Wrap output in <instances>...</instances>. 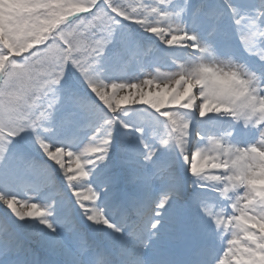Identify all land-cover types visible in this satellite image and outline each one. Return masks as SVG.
<instances>
[{"label": "snow or ice", "instance_id": "6c2138e0", "mask_svg": "<svg viewBox=\"0 0 264 264\" xmlns=\"http://www.w3.org/2000/svg\"><path fill=\"white\" fill-rule=\"evenodd\" d=\"M0 264H264V0H0Z\"/></svg>", "mask_w": 264, "mask_h": 264}, {"label": "rangeland", "instance_id": "374dc122", "mask_svg": "<svg viewBox=\"0 0 264 264\" xmlns=\"http://www.w3.org/2000/svg\"><path fill=\"white\" fill-rule=\"evenodd\" d=\"M145 90L147 91V88H146V86H145ZM121 94H123V93H121ZM72 167H75V165L73 164V165H72Z\"/></svg>", "mask_w": 264, "mask_h": 264}]
</instances>
